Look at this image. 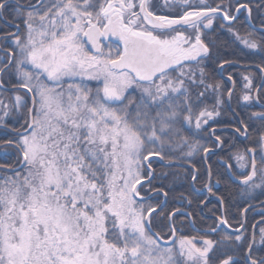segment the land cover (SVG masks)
Wrapping results in <instances>:
<instances>
[{
  "label": "snow or ice",
  "instance_id": "obj_1",
  "mask_svg": "<svg viewBox=\"0 0 264 264\" xmlns=\"http://www.w3.org/2000/svg\"><path fill=\"white\" fill-rule=\"evenodd\" d=\"M0 25V264H264V226L234 227L214 191L264 194V0L255 17L239 0H0ZM229 45L261 79L254 97L243 70L250 114L234 142L209 132L225 89L207 63ZM215 62L223 74L238 61ZM201 152L220 171L189 159ZM177 161L189 195L218 201L199 227L192 199L170 207L153 183L154 162Z\"/></svg>",
  "mask_w": 264,
  "mask_h": 264
},
{
  "label": "trees",
  "instance_id": "obj_2",
  "mask_svg": "<svg viewBox=\"0 0 264 264\" xmlns=\"http://www.w3.org/2000/svg\"><path fill=\"white\" fill-rule=\"evenodd\" d=\"M243 3H248L253 10V17H255L257 15V5L260 4L261 0H240ZM241 21H243L241 19ZM218 26V24H217ZM237 28L241 27L240 22H237L235 25ZM3 26L0 25V29H2ZM225 36L227 35L226 33L224 34ZM214 58L213 60L209 61L207 63V69L209 72L213 73L216 75L217 79H221L217 73H216V69H217V65H216V59H223L224 57H228L230 59H234L236 61H238V64L241 65H254L256 66L257 64H259V60L255 59L253 57H246L242 51H240L238 49L237 46L235 45H229L228 47H220L219 52H214L213 54ZM248 72L252 73V77L254 80V84L258 85L259 81H260V76L259 73L255 70H247ZM224 75H229L231 74L233 76V83H234V88H233V95L230 99V104H231V109L233 110L234 113H231V111L227 108L226 103L221 105V109L220 112L221 114L218 117H215L214 120L209 121V125L211 127H209V130L212 128H223V127H234L237 125V121H236V117L234 119V116H237L238 119H241V114L243 115V118H247L248 115L250 114V110H246L243 107V102L240 100L241 95L245 92V88H244V84L245 81L243 80L242 76L244 73L243 69H238L235 67H231L228 69L227 72L223 73ZM223 86H224V93H223V100L225 101V97L226 94L229 90V85L226 81H224L223 79L221 80ZM255 87V88H256ZM255 88L253 89V92L255 90ZM260 103L264 104V90L260 91ZM256 111H259L261 109H259L258 107L255 108ZM208 127V126H206ZM260 128V125L254 124L253 128L251 129L253 135H252V139H250L249 141H247L246 143L251 145L253 143V141L255 140V133L256 130ZM4 130L0 129V136L3 135ZM219 135H221L223 137L224 140L228 141V142H234V139L236 138L232 133L229 132H221V133H217ZM195 139H199L201 144H205L208 143V136L205 133H200L199 136H195L193 137V140ZM240 147H243L242 145ZM202 153V152H201ZM201 153H199L198 155H195L189 159H191L192 161L195 162V165L197 167H200L202 170H204V167L200 161V155ZM14 159V157H13ZM11 162V161H9ZM233 165H235V161L232 162ZM211 164V163H209ZM154 168L156 170L157 173V178L153 181L154 184L161 186L163 188L168 189L170 192L171 191H175V190H189V180H185V169L184 168H179V167H171V168H167V167H163L161 165H158L156 162H154ZM213 166V171L214 172H218V168L215 167V164H211ZM209 166V165H208ZM165 173H167V175H165ZM235 188V187H234ZM238 189V188H237ZM239 190V189H238ZM264 194H260L259 192L255 194V199L254 201H259L260 199L264 198L263 196ZM253 200V199H251Z\"/></svg>",
  "mask_w": 264,
  "mask_h": 264
},
{
  "label": "flooded vegetation",
  "instance_id": "obj_3",
  "mask_svg": "<svg viewBox=\"0 0 264 264\" xmlns=\"http://www.w3.org/2000/svg\"><path fill=\"white\" fill-rule=\"evenodd\" d=\"M208 2L210 4L214 5L217 2V0H208ZM239 2L243 3L240 0H239ZM232 3H233V5H235L237 3V0H232ZM245 14H246L245 10H242V12L240 14V19L244 20ZM217 24H218V22H217ZM216 73H217V69H216ZM217 75H218V73H217ZM226 76H228V75H226ZM259 76H260V74H259ZM236 121H237V119H236ZM210 131H211V129L209 130V132ZM217 133H221V132H217ZM229 133H232V132H229ZM232 134L235 137H237L236 134H234V133H232ZM203 155L204 154L201 153L200 161L204 167L205 172L207 171V169L209 167L208 166L209 163H211V164L213 163V164L217 165L219 160H220L219 156H211L209 161L205 162L203 159ZM156 163L158 165H161L159 162H156ZM183 164L188 165V163H183ZM154 166L155 165L153 164V167ZM184 169H188V168H184ZM218 170L220 171V169H218ZM212 183L214 185H216L215 178H213ZM190 184H191V180H189V185ZM202 187H203V185L201 183H197L194 186L195 189H201ZM193 191H194V189H190V188L188 191H186V190L171 191L170 192L171 193L170 207H171V203H173V202L178 203L179 202L177 197L179 194L183 193L184 195L188 196L189 199L193 200V203H192V206L190 209L193 213H197V209H202V211L205 215H211L209 210L210 209H216L218 207V201H216L215 198H213L212 202L209 203L207 205V207H203V204H202L201 198H200V194L189 195V193L193 192ZM214 191L217 193V195L222 196L224 198L225 206L227 208V212L229 215L230 222L233 223L234 227H239V224L235 223V221H243V223L245 224L246 234L250 236L251 233L253 232V226L254 225H256V231L257 232L259 231L260 226H264V224H262V220H264V218H262V216H261V213L264 212V207H262V205L254 207V208L249 207V205L254 206L256 204L264 202V198L260 199L259 201H254V199L251 200V199H248L246 197H243L240 194V190H238L236 187L234 188L227 181H224V182L220 183L219 185H216V187L214 188ZM245 209H247L246 212H245ZM186 210H188V209L186 208ZM233 217L235 218V221L232 220ZM212 219H215V217L213 216ZM196 221H197V227H199L200 224L203 223L201 216L198 213L196 215ZM208 223H211V220H209ZM186 231H189V230L186 229ZM192 234H194V233H192ZM236 258L238 261H240V264H242V260H240L239 254H236Z\"/></svg>",
  "mask_w": 264,
  "mask_h": 264
},
{
  "label": "water",
  "instance_id": "obj_4",
  "mask_svg": "<svg viewBox=\"0 0 264 264\" xmlns=\"http://www.w3.org/2000/svg\"><path fill=\"white\" fill-rule=\"evenodd\" d=\"M245 12H246V10H245ZM246 15H247V12H246V14H245V17H246ZM226 67H227V66H226ZM233 67L238 68V69H243V70H244L245 68H246L247 70H251V69H253V70H256V71L259 72V69H258L256 66H254V65H241V64L236 63ZM217 73H218V75H219L220 77L222 76V79H223V80H225V81L228 82V84H229V86H230V89H229V90H232V91H233V81H232V80H228V79H227V76H223V74H220V73L218 72V70H217ZM260 83H261V79H260V82H259L257 88L255 89V91H254V93H253V96H254V97H255L256 94H257V90H258V88H259ZM253 102L255 103V100H254ZM225 103H226L227 108H228L232 113H234L233 110L231 109V105H230V100H229L228 93H227L226 98H225ZM261 105H264V104L258 103V104L256 105V107H258V108L261 109ZM236 119H237V122H239L238 118H236ZM214 129H215L216 132H232V133L236 134V133L234 132V128L223 127V128H214ZM211 130H212V129H211ZM236 135H237V134H236ZM213 139H214V138H213ZM241 139H242V138H241ZM203 159H204V155H203ZM159 163L162 165L163 162H159ZM176 167H180V168H188V169H189V165H187V164H179V162H177V166H176ZM261 205H264V202L259 203V204H256V205H254V206H251L250 208H254V207H257V206H261Z\"/></svg>",
  "mask_w": 264,
  "mask_h": 264
}]
</instances>
